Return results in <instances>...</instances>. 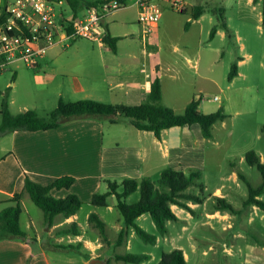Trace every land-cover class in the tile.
Masks as SVG:
<instances>
[{"label":"rangeland","instance_id":"1","mask_svg":"<svg viewBox=\"0 0 264 264\" xmlns=\"http://www.w3.org/2000/svg\"><path fill=\"white\" fill-rule=\"evenodd\" d=\"M184 1L187 11L183 13L163 4V10L169 13L171 21L167 24L164 19L159 20V30L154 29L151 33H147L137 22L134 0H126L123 7L107 16L106 22L111 34L125 35L117 45L121 52L152 51L158 58L186 68L182 74L187 77H195L194 69L199 67L200 78L196 82L200 89V92H196L201 98L199 109L209 111L228 104L227 117L215 123L213 138L207 144V164L200 179L204 185L202 194L196 185L186 189L188 193L199 195L202 202L193 203L191 210L173 206L177 220L166 222L164 235L158 233L149 214L145 213L136 221L157 237L155 244L144 243L130 228L126 244L118 245L114 230L116 218L122 221L120 213L115 207L110 213L103 206L97 207V211L103 215L102 219L109 225L106 229L107 239L103 241L104 246L100 251L102 257L111 258L114 253L149 255L148 260L140 263L110 259L109 264H157L161 253L173 248L183 251L187 264H253L264 258V211L253 205L244 206L248 188L236 173L241 172L253 187L262 181L260 172L245 162L244 155L253 150L262 156L264 163V0ZM197 5H203L204 10L199 20L191 23V11ZM218 8L223 9L225 23L232 36L229 38L220 27L219 35L209 40V31L216 22L214 13ZM55 9L63 13L66 19H71L72 10L66 0L57 4ZM187 22L191 25L186 29ZM60 23L63 25L64 20ZM51 47L52 51L59 53V57L54 61L51 58L42 59L40 70L21 60L0 67V102L3 95L8 93L11 113L31 109L40 118H47V113L57 103V91L66 93V83L62 79L67 73H72L69 67L78 68L76 73L84 77L85 70L80 68L94 65L92 58L76 57L73 52L108 48L82 37H65ZM145 59L140 57L141 61ZM233 63L237 64L238 76L229 81L227 75ZM16 70L19 71L17 78ZM35 74L39 75L35 77ZM41 75H53L56 80L45 84ZM93 75H98V72ZM178 81L183 93L190 91L188 80L182 78ZM215 95L218 99H214ZM3 135L0 134V156L10 146L9 138ZM152 181L157 185V177ZM217 188L220 195L215 192ZM50 195L59 198L52 191ZM215 195L223 197L233 210H213L211 205L216 202ZM138 197L136 190L127 196L126 202L133 204ZM260 198L264 200V194ZM112 200H115L114 196ZM23 203L25 209L21 213L20 225L33 238L27 224L33 219L41 228L43 212L29 197ZM86 210L85 206L80 209V219ZM95 230L88 229L86 235L101 237L98 229ZM45 244L50 264H79L82 258L88 257L84 249L75 252L68 248L67 243L64 244L67 246L65 250L53 247V241L48 237Z\"/></svg>","mask_w":264,"mask_h":264},{"label":"crops","instance_id":"2","mask_svg":"<svg viewBox=\"0 0 264 264\" xmlns=\"http://www.w3.org/2000/svg\"><path fill=\"white\" fill-rule=\"evenodd\" d=\"M134 4L137 7L135 0ZM163 9L159 20L164 19V22L169 24L171 17ZM186 11L187 8L184 12ZM81 13L83 9L79 12ZM198 20L199 18L191 17V23ZM105 25L111 34L107 22ZM159 25L158 22L156 30H159ZM219 33L217 29L215 36ZM111 35L120 37L117 45L125 37V35ZM58 54L49 47L31 67L40 70L42 59L51 58L54 61L59 57ZM73 54L76 57L92 58L91 63L94 65L80 68L85 70L84 77L76 73L78 68L69 67L72 73H67L62 79L66 83V93L57 91V101L59 99L64 101L92 99L109 104L136 105L146 99L151 83L157 77L161 87L160 104L172 108L176 113H181L192 99L198 97L196 92H200L196 83L200 78L199 67L196 66L194 69L195 77H187L182 74L183 69L186 68L170 64L163 58H158L152 51L121 52L117 47L115 52L107 48L75 51ZM140 57H146V59L141 61ZM97 72L98 75L94 76L93 74ZM18 73L19 71L16 70L15 78L18 77ZM237 76L238 72L232 80ZM41 77L45 84H51L56 80L53 75H41ZM182 78L188 80L191 86L187 93H183L180 89L178 80ZM57 79L60 81L59 78ZM228 106V104L224 105V112L227 111ZM214 110L216 109L202 112ZM238 112L235 111V113ZM3 136L9 138L10 146L0 156V210L9 204L6 200L13 193L23 190L25 175L42 185H47L60 176H73L74 182L69 189L51 191L59 198L69 193L75 194L81 199L82 205L69 217L55 216L50 226H44L43 215L41 228L33 219H30L27 229L32 231L33 238H30L27 231L22 229L26 234L22 239L11 237L0 239V264H50L45 251L46 237L53 241V247L65 246L64 244L67 243L68 248L75 252L78 249H84V254L88 257L82 258L79 264H109L110 259L119 261L115 256L121 255L120 253H114L111 258L102 257L100 251L104 246V240L101 237L97 235L92 238L86 235L89 232L88 229L95 232L97 229L88 219L91 213L96 214L103 221L105 231L109 227L102 219L103 215L97 211L98 206L90 202L94 193L106 191L107 185L104 178L127 177L136 180L146 178L152 181L155 177L158 179L161 171L168 167L179 171H186L189 168L203 171L207 164V144L213 138L212 134L211 138L205 139L198 123L164 129L158 138L151 131L136 129L128 120L120 117L115 122H110L107 116H81L64 121L53 129L15 130ZM259 157L262 158L261 155ZM215 192L220 195L219 188ZM112 196L108 197V204L104 206L109 213L113 211L112 207L116 208V200H112ZM26 197L29 196L23 193L21 213L25 209L23 200ZM188 205L193 206V203L189 202ZM84 206L87 210L84 217L80 219L79 211ZM173 206L176 205H171L172 209ZM143 216L144 214L137 217L136 221ZM116 219L114 233L117 238L118 232L123 227V219L122 221L119 217ZM73 222L77 226V233L59 234L62 228L68 227ZM66 247L61 249L65 250ZM255 263L264 264V258Z\"/></svg>","mask_w":264,"mask_h":264},{"label":"trees","instance_id":"3","mask_svg":"<svg viewBox=\"0 0 264 264\" xmlns=\"http://www.w3.org/2000/svg\"><path fill=\"white\" fill-rule=\"evenodd\" d=\"M102 0H66L72 10L73 19L86 6L95 5ZM124 1V0H123ZM204 10L203 5H197L193 8L191 17L197 19ZM216 10V9H215ZM184 11H182L183 13ZM216 22L209 31V40H211L220 27L223 28L230 38L231 30L226 26L223 9L218 8L216 12ZM4 19L2 15L0 21ZM67 20L61 13L60 21ZM64 25V23H63ZM189 25L187 22L185 28ZM66 31L70 32V25L65 26ZM118 36H112L107 27L103 37V43L111 51L115 52L117 48ZM238 72L237 64L233 63L227 75V79L232 80ZM161 87L157 77L151 83L150 91L146 99L136 105L109 104L92 99H79L75 101H64L59 99L55 108L47 114V118H40L36 111L27 109L25 111L13 114L8 105V93H5L0 102V134H6L15 130H48L56 128L60 123L81 116H107L110 122H115L118 118H127L130 124L138 130L151 131L156 137H160L162 130L182 125H191L198 123L202 135L205 139L212 136V127L215 123L224 120L227 114L222 106L211 112H202L198 109L200 97L192 99L181 113H176L172 108L160 104ZM264 130V126L262 127ZM245 162L250 166H255L260 172L262 181L257 187H253L248 179L239 171L237 176L247 185L248 194L243 201L244 206L253 205L264 211V200L259 196L264 193V163L259 155L253 151H247L244 155ZM202 171L195 168H189L186 171H179L172 168H164L158 179L157 185L149 179L136 180L127 177L104 178L107 189L104 192H96L91 196L90 202L95 206H107L108 197L114 196L115 206L123 219V227L118 232L116 243L123 244L127 240L128 230L132 228L136 235L144 242L155 244L157 237L148 233L136 223L137 217L142 214H149L158 233H166V222L168 220H177L172 211L171 205H176L187 210H191L188 203H201L199 195L186 192L190 185L199 187L202 194L204 185L201 182ZM74 182V177L64 175L55 178L47 185H42L33 181L29 176H24L23 190L15 192L6 200L9 202L0 210V239L5 237L24 238L25 232L20 226V215L22 212L21 198L26 193L31 201L43 212V221L46 226H50L57 215L69 217L75 214L82 205L81 199L72 193L63 198H54L50 191L69 189ZM138 190L139 198L133 204H128L126 198L128 195ZM216 202H212L213 210L229 209L232 206L221 196H213ZM89 221L98 229L102 240H106L105 224L96 215L91 213ZM77 233V226L73 222L68 227L62 228L61 233ZM63 248L65 246H54ZM117 260L125 262L140 263L149 259L148 254L125 253L116 255ZM157 264H187L183 251L180 248H173L170 251H164L160 255ZM248 264V263H243Z\"/></svg>","mask_w":264,"mask_h":264},{"label":"built area","instance_id":"4","mask_svg":"<svg viewBox=\"0 0 264 264\" xmlns=\"http://www.w3.org/2000/svg\"><path fill=\"white\" fill-rule=\"evenodd\" d=\"M62 0H0V67L15 60L33 66L49 47L69 37H82L103 45L106 18L123 7V0H102L83 8V13L60 23L55 6ZM137 22L147 33L158 26L163 4L182 12L184 0H135ZM65 17V16H64ZM66 18V17H65ZM70 25L68 32L65 26ZM218 99V96H214Z\"/></svg>","mask_w":264,"mask_h":264}]
</instances>
